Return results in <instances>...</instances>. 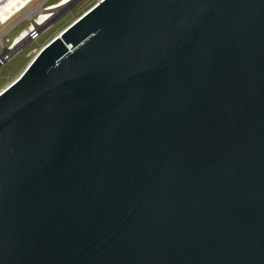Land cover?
I'll list each match as a JSON object with an SVG mask.
<instances>
[{
	"label": "water",
	"instance_id": "1",
	"mask_svg": "<svg viewBox=\"0 0 264 264\" xmlns=\"http://www.w3.org/2000/svg\"><path fill=\"white\" fill-rule=\"evenodd\" d=\"M0 264H264V0H100L0 92Z\"/></svg>",
	"mask_w": 264,
	"mask_h": 264
},
{
	"label": "built area",
	"instance_id": "2",
	"mask_svg": "<svg viewBox=\"0 0 264 264\" xmlns=\"http://www.w3.org/2000/svg\"><path fill=\"white\" fill-rule=\"evenodd\" d=\"M24 2L22 6L21 2ZM36 0H0V29L6 27L12 19L20 15V19L8 26L4 31H0V67L5 66L12 57L25 49L27 45L37 41L45 30L52 27L61 17L65 7L64 4L55 3L50 8H45L50 0H41L31 7ZM16 2V8L8 7ZM12 12V13H11ZM22 21L28 23V27L23 30L21 36L10 39L9 34Z\"/></svg>",
	"mask_w": 264,
	"mask_h": 264
},
{
	"label": "rangeland",
	"instance_id": "3",
	"mask_svg": "<svg viewBox=\"0 0 264 264\" xmlns=\"http://www.w3.org/2000/svg\"><path fill=\"white\" fill-rule=\"evenodd\" d=\"M39 1L41 0H36L31 7ZM98 1L100 0H50L46 4L45 8H50L55 3L65 5L61 13V17L52 27L45 30L37 41L27 45L25 49L15 54L5 66L0 67V92L22 73V71L45 44L59 35L66 27L93 7ZM19 19L20 15L12 19L11 22L6 27L0 29V31H4L8 26L14 24ZM27 27L28 23L26 21L20 22V24L10 32L9 38L12 40L18 36L20 37L23 30Z\"/></svg>",
	"mask_w": 264,
	"mask_h": 264
},
{
	"label": "bare ground",
	"instance_id": "4",
	"mask_svg": "<svg viewBox=\"0 0 264 264\" xmlns=\"http://www.w3.org/2000/svg\"><path fill=\"white\" fill-rule=\"evenodd\" d=\"M21 2V4H22V6L24 5V2L23 1H20ZM16 2H13L9 7H8V9L10 10V8L12 9V8H16L17 9V4H15ZM12 13V12H11Z\"/></svg>",
	"mask_w": 264,
	"mask_h": 264
}]
</instances>
